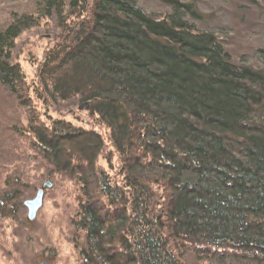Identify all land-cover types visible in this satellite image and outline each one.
I'll return each instance as SVG.
<instances>
[{
	"label": "trees",
	"instance_id": "1",
	"mask_svg": "<svg viewBox=\"0 0 264 264\" xmlns=\"http://www.w3.org/2000/svg\"><path fill=\"white\" fill-rule=\"evenodd\" d=\"M162 2L159 16L38 0L0 25V88L28 110L32 149L77 184L85 264H264V46L235 58L195 0ZM42 18L61 31L37 83L51 105L80 97L96 127L31 105L11 49ZM4 186L0 217L21 218L24 184Z\"/></svg>",
	"mask_w": 264,
	"mask_h": 264
},
{
	"label": "rangeland",
	"instance_id": "2",
	"mask_svg": "<svg viewBox=\"0 0 264 264\" xmlns=\"http://www.w3.org/2000/svg\"><path fill=\"white\" fill-rule=\"evenodd\" d=\"M135 1L154 15L165 9L162 0ZM195 1L207 18L206 26L220 32L235 58L243 53L249 57L252 50L264 46V0ZM37 4L38 0H0V25L6 26L17 13L37 14ZM60 31L52 19H40L38 25L23 30L14 40L12 61L20 65L26 75L33 97L31 105L39 109L42 120L49 122L58 118L75 126L85 127L91 123L96 127L98 122L93 120L96 117H87V103L80 101V97L58 99L51 105L49 96L45 95L46 89H41L37 83L36 63L47 49L58 43L53 36ZM9 96L0 88V191L8 177L19 178L21 185L24 184L21 189L23 209L21 218L0 217V264H39L41 261L85 264L82 256L84 231L75 226L79 207L77 184L66 173H55L32 149L31 141L22 132L28 124V110ZM100 164L109 170L105 160L101 159ZM46 181L52 185L44 187L41 208L30 219L24 202L33 199Z\"/></svg>",
	"mask_w": 264,
	"mask_h": 264
},
{
	"label": "water",
	"instance_id": "3",
	"mask_svg": "<svg viewBox=\"0 0 264 264\" xmlns=\"http://www.w3.org/2000/svg\"><path fill=\"white\" fill-rule=\"evenodd\" d=\"M44 186L40 189H38L35 193V197L33 199H26L24 202V206L28 208V218L33 219V217L36 215V212L41 208L44 196V187L51 186L50 182L46 181V183L43 184ZM39 264H46L45 261H41Z\"/></svg>",
	"mask_w": 264,
	"mask_h": 264
}]
</instances>
